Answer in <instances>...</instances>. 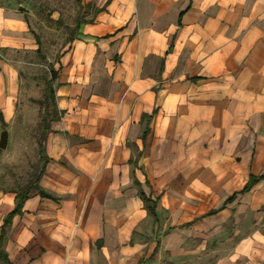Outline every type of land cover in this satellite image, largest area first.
Wrapping results in <instances>:
<instances>
[{
  "label": "crops",
  "instance_id": "1",
  "mask_svg": "<svg viewBox=\"0 0 264 264\" xmlns=\"http://www.w3.org/2000/svg\"><path fill=\"white\" fill-rule=\"evenodd\" d=\"M80 2L37 185L11 217L0 186V264H264V177L240 192L264 173V0ZM21 4L0 0L8 148L14 52L39 46Z\"/></svg>",
  "mask_w": 264,
  "mask_h": 264
},
{
  "label": "rangeland",
  "instance_id": "2",
  "mask_svg": "<svg viewBox=\"0 0 264 264\" xmlns=\"http://www.w3.org/2000/svg\"><path fill=\"white\" fill-rule=\"evenodd\" d=\"M19 1L28 11L30 29L39 37L41 48L39 51L14 52L15 63L22 69L28 86L24 116L19 119V115V122L10 127L12 145L0 154V186L6 188L23 185L38 170L44 115H50L52 109L50 100L46 101L52 65L82 16L80 0ZM3 129L0 127V131Z\"/></svg>",
  "mask_w": 264,
  "mask_h": 264
},
{
  "label": "trees",
  "instance_id": "3",
  "mask_svg": "<svg viewBox=\"0 0 264 264\" xmlns=\"http://www.w3.org/2000/svg\"><path fill=\"white\" fill-rule=\"evenodd\" d=\"M79 23L80 21H77L76 26L74 28V33L75 34L78 31V27H79ZM36 40L38 42V51L41 48V42L39 37H36ZM56 77V70L52 67L51 69V80L48 83V91H49V97L46 99V101L50 100L51 104H52V109H51V113H56L55 110V105L53 103L52 98V81L55 80ZM40 103H43V101H38ZM2 119L1 115H0V120ZM48 120H49V115L48 113H46L44 115V128L48 125ZM5 128V126H4ZM43 138H45V135L43 136ZM42 138V139H43ZM2 152V149L0 148V153ZM40 160L41 161H45L46 160V155H45V150H44V146L42 143H40ZM264 177V173H262L259 176H251L250 179L248 180V182L246 183V185L244 186V188L242 190H240V192H245L247 190H249L258 180H260L261 178ZM39 179V174L37 172H33L32 176L27 180V182L23 185H20L17 189L16 192V206L14 208V210L12 211L11 214H9V216L11 217L12 214L16 213L17 211H20L22 209V206L25 202V200L27 199L29 192L32 188H34V186H36V182ZM237 193H234L232 196L228 197L227 202L232 201L235 197H236ZM150 211L155 215V213L153 212V209H150Z\"/></svg>",
  "mask_w": 264,
  "mask_h": 264
},
{
  "label": "water",
  "instance_id": "4",
  "mask_svg": "<svg viewBox=\"0 0 264 264\" xmlns=\"http://www.w3.org/2000/svg\"><path fill=\"white\" fill-rule=\"evenodd\" d=\"M22 9H25L21 6ZM8 144V131L7 129H3L0 135V148H6Z\"/></svg>",
  "mask_w": 264,
  "mask_h": 264
}]
</instances>
